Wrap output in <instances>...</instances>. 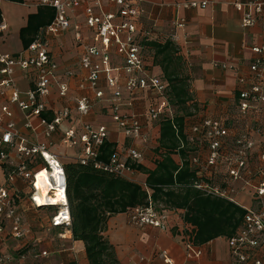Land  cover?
<instances>
[{
  "label": "built area",
  "instance_id": "1",
  "mask_svg": "<svg viewBox=\"0 0 264 264\" xmlns=\"http://www.w3.org/2000/svg\"><path fill=\"white\" fill-rule=\"evenodd\" d=\"M210 3L189 1L183 7L205 8ZM21 4L55 12L53 21L19 54H0V236L23 242L33 235L23 213L26 202L36 211H54L49 228L72 227L65 166L50 151L53 136L72 112L66 106L53 112L51 119L44 116L52 111L50 98L54 87L58 88L59 98L66 101L70 91L66 79L80 77L79 88L86 94L76 99V110L83 118L96 102L105 100L101 87L102 80L105 81L112 95L107 100L113 107L112 121L130 140V146L123 151L116 149L109 162H101L108 128H95L85 122L82 134L70 129L63 134L62 143L67 148L80 146L82 152L77 161L81 164L93 163L96 169L127 179L134 172L129 162L143 163L140 146L150 144L152 136L138 116L121 112V102L127 100V105L133 107L140 92L149 91L166 100L168 93L163 78L150 72L144 41L150 39L151 33L145 31L142 22L143 0H21ZM231 4L243 13L244 28L258 23L264 27V0H232ZM185 25V19L178 16L172 21L175 30H183ZM0 28L5 30L7 26ZM72 29L76 48L82 54L83 73L77 75L69 70L63 79L52 51L53 42ZM177 40L175 34L173 41ZM252 51L256 58L248 73L238 78L240 88L232 110L217 118L200 117L186 136L190 148L187 159L194 174L189 186L206 197L226 200L245 211L236 234L227 239L230 255L238 264H264V45ZM114 55L122 59L121 66L114 65ZM17 70L34 74V87L25 93L15 80ZM18 113L24 129L35 138L42 135L43 141L21 133ZM148 118L157 124L164 119L173 121L174 109L168 105L165 113H160L151 108ZM179 164L182 165L181 160ZM44 171L50 177L46 194L38 186L39 175ZM142 186L151 194L146 183ZM176 213L160 211L150 201L148 207L130 210L128 215L135 226L167 231L169 217ZM183 237L187 260L202 257L203 250L193 238L185 233ZM40 256L48 257V253ZM163 258L165 264H177L168 255ZM20 259L24 261L27 256ZM9 260L0 257V264Z\"/></svg>",
  "mask_w": 264,
  "mask_h": 264
},
{
  "label": "crops",
  "instance_id": "2",
  "mask_svg": "<svg viewBox=\"0 0 264 264\" xmlns=\"http://www.w3.org/2000/svg\"><path fill=\"white\" fill-rule=\"evenodd\" d=\"M189 1L202 0H143L142 4L144 10L142 22L145 31L151 33L150 41L164 43L167 40L173 41L175 34L178 36V40L173 42L178 46L179 55L183 59V74L188 78L192 98L188 103L191 115L185 118L184 123L185 136L200 117L217 118L232 110L240 88L238 78L248 73L250 65L256 58L252 49L264 45L263 24L258 23L244 28L243 13L235 10L231 4L232 0H210V5L205 8H184L183 4ZM39 9L41 8L26 7L10 0H0L1 26H7L5 30L0 28V54L17 55L24 49L21 32L28 27L30 17L38 15ZM176 16L185 19L186 25L183 30L173 28L172 21ZM83 33H87L84 27ZM52 51L63 79L69 70L76 72L77 75L83 73L80 65L82 54L76 48L73 29L64 38L53 42ZM146 55L151 66L150 72L165 81L161 67L154 64V53L149 47L146 49ZM113 62L115 66H121L122 59L114 55ZM34 78V74H25L19 70L15 74L18 87L24 93L34 87ZM123 81L125 82V79ZM66 82L70 88L68 99L65 101L59 98L58 88L54 87L50 98L52 111L46 113V116L53 117V112L66 106L72 113L53 136L50 151L59 156L63 164L76 162L82 152L80 146L67 148L62 143V137L70 129L76 130L79 135L82 134L83 122L95 128L106 126L108 128L106 141L114 143L117 150L123 151L128 148L130 140L112 121L113 107L107 102L112 99V95L106 88L105 81L101 82V87L105 90V100L96 102L90 113L83 118L76 110V99L86 94L79 88L81 79L77 76L70 80L66 79ZM127 97L125 94L124 98ZM121 105V112L138 116L145 131L151 134L152 142L147 146H140V149L145 156L143 164L154 169L153 161L156 155L153 147L157 146L155 138L160 130V124L151 121L148 112L151 108H156L160 113H165L167 106L171 105L175 116L182 113H177V107L171 103L170 95H167L166 100L149 91L140 92L133 107L127 105V100H123ZM17 123L21 133L29 139L44 140L42 135L35 138L24 129L23 119L19 113ZM174 158L176 162H180L178 156ZM129 175L143 181L147 177L138 172ZM23 213L26 223L34 233L23 242L0 236V257L10 258L6 264H45V260L50 259V253L55 247L54 233H58L61 237L60 243L67 247L63 250L62 264H90L84 243L75 241L70 230L63 227L49 228L51 210L36 211L26 202ZM184 213L181 211L169 217L167 231L135 226L130 222L128 213L118 214L108 219L104 236L115 247L121 264H165L164 255L174 259L177 264H238L231 257L225 238H218L200 246L203 256L188 261L182 234L185 227ZM29 250L34 252L30 254L33 255V263L28 261L29 258L24 261L20 259L22 255L28 256ZM43 252H47L49 257H41ZM36 255H39V258H35Z\"/></svg>",
  "mask_w": 264,
  "mask_h": 264
},
{
  "label": "trees",
  "instance_id": "3",
  "mask_svg": "<svg viewBox=\"0 0 264 264\" xmlns=\"http://www.w3.org/2000/svg\"><path fill=\"white\" fill-rule=\"evenodd\" d=\"M10 1L21 3V0ZM54 16L53 9L41 8L38 15L30 17L28 27L21 32L24 48L53 21ZM144 46L154 53V64L163 71L171 103L182 115H176L173 121L164 119L160 122L157 146L153 147L156 155L154 169L143 163L129 162L132 171L147 176L145 181L136 182L108 174L96 169L93 163L83 165L76 161L64 164L72 217L70 231L75 241L84 243L90 264H121L115 247L104 236L107 221L112 216L148 207L150 201L160 211H184L183 234L190 235L198 246L218 238L233 237L245 216V211L236 205L206 197L190 187L194 174L187 159L190 148L184 135V123L185 118L191 115L188 103L192 98L188 78L183 74V59L172 40L164 43L144 41ZM115 151L116 145L105 141L99 160L109 162ZM175 156L179 157L182 165L175 161ZM142 183H146L151 194Z\"/></svg>",
  "mask_w": 264,
  "mask_h": 264
},
{
  "label": "rangeland",
  "instance_id": "4",
  "mask_svg": "<svg viewBox=\"0 0 264 264\" xmlns=\"http://www.w3.org/2000/svg\"><path fill=\"white\" fill-rule=\"evenodd\" d=\"M6 51L9 52V50H6ZM176 111H177V113H179V110L177 108H176ZM62 154H63V152H62ZM133 176L134 175H131L128 179L136 181V182H141L142 181V179L136 180ZM45 211H49V210H45ZM51 212H52V215H53L54 211L51 210ZM49 214H50V212H49ZM49 214H47V215H49ZM31 231H32V233H34L32 229H31ZM63 233H65V231H63ZM53 237L55 239V243H54L55 247L52 249V252L50 253V259L49 260H45V264H62V261H63L62 260V258H63V250L67 249V247L64 244L60 243V239L59 238H61V237H59L58 233H54ZM29 252H30V250H29ZM31 253H34V252L27 253V255H28L27 258H29L28 259L29 262L33 263L34 259H33V255H30ZM48 257H49V255H48Z\"/></svg>",
  "mask_w": 264,
  "mask_h": 264
},
{
  "label": "bare ground",
  "instance_id": "5",
  "mask_svg": "<svg viewBox=\"0 0 264 264\" xmlns=\"http://www.w3.org/2000/svg\"><path fill=\"white\" fill-rule=\"evenodd\" d=\"M54 177H55V178L57 177V176H56V172H55V174H54ZM48 181H50V177H49L48 173L45 172V171L42 172L41 175H39L38 186H39V187L42 186V188H43V193H44V194H46V192H47V187H46V185H47Z\"/></svg>",
  "mask_w": 264,
  "mask_h": 264
}]
</instances>
